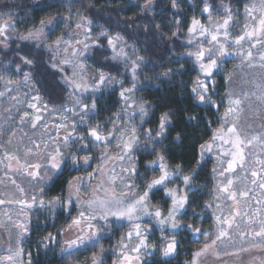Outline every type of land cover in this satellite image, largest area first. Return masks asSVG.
<instances>
[{"label":"trees","instance_id":"16d2710c","mask_svg":"<svg viewBox=\"0 0 264 264\" xmlns=\"http://www.w3.org/2000/svg\"><path fill=\"white\" fill-rule=\"evenodd\" d=\"M247 2L249 0H176V6L173 7L172 0H152L151 6L145 8V0H0V24L9 22L15 25L7 31V35L11 37L6 41L7 47L0 44V93L3 91L11 93L5 88L9 78L17 81L19 78L25 79V73L29 74L28 79L24 81L25 87L17 90L15 97L26 93L25 99L21 104L19 101L15 102V107L8 105L6 109L0 111V133L3 132L0 136V153L5 154L9 148H13L11 151L20 150L19 153L22 154L23 140H29L31 134L36 131L44 133L38 128L40 124H36L35 108L30 105L56 111L69 107L71 110L68 112H72L69 129L59 131L53 139L44 141L40 146L42 148L38 149L34 156L35 160H43V163L39 162L43 165L49 159L44 154L49 145H51L49 149L55 146L61 151L70 152L62 165V170L56 171L55 176L47 182L40 177H44V171H53L51 168L39 169V177H33L29 173L24 177V186L27 188L25 201L28 203V226L22 247L29 256L30 264H92L94 257H98L102 264H116L122 254L115 244L121 236H126L127 228L124 224L112 220L108 222L112 227L110 237L74 250L71 255L62 251L63 230L71 224L75 212L73 210L67 212L65 208L68 181L74 177H81V173L94 171V158H91L86 166L81 164L80 158L88 156L89 150L78 148L91 140L87 135L88 130L97 124L102 126L103 135L115 131L116 136H119L120 130L127 124L131 129L136 128L140 144L131 153L137 173L134 177L128 176L130 182L135 181L141 192L144 191L147 182L159 174V169L152 171L149 164L156 159L160 151H163L170 171L177 164L183 167L181 176L197 169V174L192 180L195 190L187 193L190 203L182 210V214L177 216L181 227L172 234L151 227L147 250L152 251L142 254L140 264H192L193 254L205 243H211L219 234L217 217L228 219L231 223L234 221L230 229L225 225L224 230L229 231L238 227V231L245 233L247 219L250 217L244 196L240 195L239 189L236 190L234 183L231 185L230 193L219 192V188L227 185L228 179L233 181V175L238 176L244 171L238 169L237 164L231 173L220 176L219 172L227 167L224 162L221 164L219 159L207 151L203 160L200 159L201 145L209 144L213 134L226 124L222 119L229 107L226 80L236 60L232 56L220 59L219 67L214 70L211 80L208 81L209 96L214 104L201 103L197 98L198 94H194L192 89L196 87L197 78L204 77L195 62V57L189 56L188 53L196 52L198 44L203 43V40L205 43L207 39L205 36L200 40L202 37L197 32L195 34L199 36L195 35L194 42L190 44L191 35L188 33V27L193 18L205 26L214 9L224 4L230 10V13L227 12L231 15L230 30L233 29L232 34L235 36L238 34L236 19L239 17L242 19L241 10ZM206 4L208 12L204 11ZM80 16L92 21V31L96 35L88 44L89 52L86 54L90 69L95 76H99L102 71L122 83L102 86L97 91L79 94L80 104L74 108L75 106H68L71 96L65 83L67 71L63 72L61 68L53 67V55L45 46V42L47 44L60 32L72 28ZM53 17L59 22L54 27L45 28L46 40L37 43L18 38L19 35H26L29 30L38 28L41 20L47 21ZM177 21L180 23L177 24ZM101 31L121 36L130 47L131 50L128 51L132 55L144 58L139 62L136 90L128 94L131 98L127 102L121 98L120 92L122 88H130L133 84L129 66L130 62L132 63L131 56L126 60L121 58L113 60L114 53L108 45L107 38L99 36ZM2 37L0 36V40H3ZM22 58L31 60L32 63H25ZM93 101L96 109L80 123V117L75 113L81 112L83 105L91 106ZM141 105L147 110L143 121L139 115ZM25 113L28 114L26 117ZM165 113L169 114L171 121L165 138L156 145V152H152L151 148L145 149L143 145L149 143L144 136L145 130L151 129L152 135L155 136L160 117ZM189 117L194 119L190 120ZM73 120L77 121L75 129L72 127ZM68 133H73L74 136L83 135L85 138L75 142L70 140L65 146L63 138ZM177 134L180 137L179 141L176 140ZM109 139L110 142L97 144L96 148L100 150V155L101 148L106 147L108 151L109 149L115 151L119 147L120 141L115 138ZM15 140L20 143L14 145ZM72 155L79 159L75 166L72 164ZM99 159L101 156L96 158L97 161ZM214 169L217 171L214 172ZM167 187L183 189L184 186L179 179H174ZM231 193L236 194L235 199H228ZM56 196L63 197L59 205L39 206L41 199L47 202ZM33 197L36 198L35 205L29 207L33 204ZM149 200L151 206L159 207L163 213L168 211L172 203L170 198L165 197L162 188L150 193ZM209 203L212 207H206ZM189 224L193 226V230L187 228ZM116 225L120 227L115 228ZM196 228L209 233V236H205L203 232L194 234ZM49 234L54 239H45ZM170 237L171 239L174 237L178 243L175 253L166 257L162 248L171 240Z\"/></svg>","mask_w":264,"mask_h":264},{"label":"rangeland","instance_id":"374dc122","mask_svg":"<svg viewBox=\"0 0 264 264\" xmlns=\"http://www.w3.org/2000/svg\"><path fill=\"white\" fill-rule=\"evenodd\" d=\"M225 8H227L226 5L222 4L217 9H214L213 15H209L207 18L208 23L204 27L215 33L217 25L223 24L224 18L229 15L225 12ZM246 8L252 9L251 13L246 11ZM241 11L243 14L242 19L241 17L236 19L238 34L235 36L232 34L233 29L230 30V27H232L231 21L227 28V42L224 38L223 29H221L218 34L219 43H225L229 53H231L221 59L232 56L236 60L226 80L227 100L238 98L241 100V104L236 106L235 112L228 117L226 124L221 126L217 132L223 129L224 133H227V128L234 125L237 134L245 141V159L242 163L239 161V163H237L239 165V167L237 166L238 169L244 172L238 176L233 175L232 179L236 190L239 189L240 193H247V196H244L243 199L247 204V212L250 219H247L248 225L245 227V235L243 237L240 235L243 231H238V227L229 230V236L223 238L222 241H218L216 245H211V243H209L210 247L208 251L196 258L197 264H264V238L255 236V232L260 231L261 224L264 223V188L261 187V184H264V164L258 163V161H264V141H253L251 145L247 144V141L253 136L264 137V99L261 98L264 97V61L260 60V55L264 53V37H245L239 44L234 43L237 36L244 35L246 32L255 31L260 27V20L264 19V6H262L261 0H249ZM82 18L84 17L80 16V18L76 19L75 25L72 28L60 32L57 36H54L50 42L48 41L47 44L45 42V46L53 55V63L56 67L61 68L63 72L65 70L67 71L65 79L74 82L73 86L69 87V83L65 80L71 96V101L68 106H75L74 108L78 106L76 103L77 99H79V101L81 100V95L79 94L92 91L93 86L99 80V76H95V73L90 69L86 57L89 50L88 48H84V43L89 44L96 35H94L92 31V26L84 23ZM78 23L82 24L80 28L76 26ZM89 27L91 31H87ZM10 35L12 34L10 33ZM194 35L197 37L199 36L197 34ZM58 37H63L64 41H70L71 43H61L60 46L57 47L56 40ZM107 37L114 39L117 52L123 49L128 53V58L131 56L130 58L132 60L130 61L137 59V56L132 55L128 51L131 49L123 41L121 36H119L120 39L118 41L116 40V34L107 33ZM46 38L47 34L44 33L39 41H32L40 43L46 40ZM2 39H4V37H2ZM201 39L203 40L204 37L200 38V40ZM206 39L207 41H205V43L203 40V43L200 42V44H198L196 51L199 49L200 45H203L205 48L211 46L209 45L211 36L206 35ZM76 41H81V43H76ZM215 48L218 51L219 45L216 44ZM73 49L77 50L75 55H73ZM249 51L252 52V57L246 60L245 57ZM127 57L121 58V60H126ZM65 61H67V63H65ZM131 64L130 62V67ZM24 81L25 79L23 78H19L17 81L9 78L5 88H8L11 93L7 94L6 91H3L2 95H0V111L6 109L8 105L15 107V102L19 101L21 104L22 100L25 99L26 93H23V95L19 94L18 98L15 97L16 91L22 90L25 87ZM76 84L81 85V88L76 89ZM85 87L87 90H84ZM22 96L23 98H21ZM69 110H71V108H69ZM34 111L37 114L35 116L40 117L39 120H36V124H40L38 128L44 133L42 134L41 131H36L31 134L29 140H23L21 143L23 145L22 154L19 153L20 150L18 151L15 149V151H11L13 148H9L5 154L0 153V198L4 201V203H0V264H30L29 256L23 251L22 247L23 238L27 234V230L25 231L24 228L27 229L28 226V203L25 201L27 197V188L24 186V177L26 173L31 175L33 171H36L31 165L39 162L43 163V160H35L34 156L37 150L42 148L40 146L44 144V141L53 139L58 135L59 131L68 130L70 120L72 119V112H66L64 110L56 111L51 108L36 106ZM61 125H67V127ZM121 131L130 133L131 126L127 124L126 127H122L120 132ZM2 133L3 132L0 133V136ZM91 140L86 141L85 144L87 145V150H89L87 153L88 156L90 159L94 158V171L91 172L92 174L94 173V175L90 177L89 173H81V177L84 178L83 188H81L71 205L65 204L67 212L70 210L75 211L73 217H78L80 211H88L87 206L83 204L84 201L93 199L94 197L107 199L113 195L117 197L127 195L128 189L125 185L131 183L130 177L123 173L122 169H129L134 166L132 153L131 162H129L127 156H125L124 160L117 159L121 154V147H117L115 151H110V149L108 151L106 147L101 148L100 155V150L96 148L98 143H94L92 138ZM14 143V145H16L20 142L15 140ZM210 143L212 144L213 151L209 153L213 154L217 159L221 157V149L228 150L231 148L230 144L225 145L223 141L219 139L215 142L211 141ZM50 147L51 145L47 147L48 149L44 153L48 157L50 153H54L56 150L55 146L49 149ZM99 156H101V159L97 161L96 158ZM80 159L82 166H86L83 158ZM222 159L227 165V161L231 159V156L222 157ZM253 171L257 173L256 177L252 176ZM43 174L44 177L52 178L55 176L56 172L47 170L44 171ZM111 176L117 177L115 182L110 179ZM122 176L124 177L123 180L120 179ZM48 180L49 179H44V182ZM253 180L256 181L255 184ZM73 191H75V188H73ZM136 198L135 195L131 197V199ZM131 199L127 202L130 203ZM237 205L235 206L238 209ZM164 215L166 216L167 212H165ZM111 220L118 224L122 223L127 228L126 236H121L115 244L117 248H119L120 253H127L132 257L138 255L139 259H133L130 264H140L142 254L149 253L152 249L147 250L146 246L142 247L139 253L132 251V249L139 244L140 240L134 233L135 223H139L142 229H150L151 227L160 229L159 225L155 223L153 218L149 217H144L135 223H130L126 219L109 217L108 222ZM108 222L104 224V222L101 221L97 224V227L103 228L99 240L110 237L112 227ZM86 223V221H83L81 226H86ZM20 225H23L24 228L20 227ZM119 227L120 225L115 226V228ZM130 230L133 231L131 238L127 235ZM165 230L170 234L173 233L168 229ZM151 232L150 230V232L144 233L146 245L148 244V239H150L149 234ZM77 234L78 228L72 226L71 221V224L63 230L62 247H65L66 240L74 238ZM203 248L204 246L198 251ZM17 252L19 255H16ZM9 256H12L13 259L8 260L7 257ZM122 262L123 264H129L128 261L123 260V255L121 254L116 264H122Z\"/></svg>","mask_w":264,"mask_h":264},{"label":"snow or ice","instance_id":"6c2138e0","mask_svg":"<svg viewBox=\"0 0 264 264\" xmlns=\"http://www.w3.org/2000/svg\"><path fill=\"white\" fill-rule=\"evenodd\" d=\"M173 7L176 6V0H172ZM262 6H264V0H261ZM152 4V0H145V8L150 7ZM205 12L209 11V8L207 4L204 8ZM249 13H251L252 9H247ZM225 12H229L230 10L225 8ZM70 18V16L68 17ZM83 22L87 25H91L92 21L89 20L87 17L82 18ZM231 21V15L229 14L226 16L223 20V24L217 25L216 32H211L208 28H205L201 22L195 18L192 19L190 26L188 27V33L192 36V39L189 40V43H193L195 40V33L199 32L200 37H205L206 35H210L211 39L209 40V45H211L208 48H205L203 45H200L199 49L196 52H189V56L195 57V62L198 64L200 73L204 77V79L197 78L195 81L196 87L192 89V92L194 94H198V100L201 103L208 102L210 104H214L213 101H211V97L209 96V84L208 81L211 80V77L213 76V72L215 69L219 67L220 59L224 56L230 55L226 44L225 43H219L218 34L221 29L224 30V38L227 42L228 38V32L227 28L229 26V23ZM59 20L55 17L48 19L47 21L41 20L40 26L36 28L35 30H29L26 35H19L20 40H35L39 41L40 38L44 34L45 28L54 27L55 24H57ZM180 21H177V24H179ZM77 28H80L82 26L81 23H78ZM15 25L9 22H5L3 24H0V36H3L4 39L0 40V44H4L5 47H7L6 41L9 40L11 37L7 35V31L9 28H14ZM87 31H91L90 27L87 29ZM175 35V33H174ZM99 36L101 37H107L106 31H101L99 33ZM264 37V19L260 20V27L257 28L255 31L252 32H246L244 35L237 36L235 38L234 43L239 44L241 41L247 38H253V37ZM120 39L119 35H117L116 40L118 41ZM108 45L111 47L114 55L112 56L113 60H117L120 58H126L127 53L120 49L119 52L116 51V44L114 42V39L111 37H107ZM61 43L64 44H70V41H64L63 37H58L56 40L57 47L60 46ZM76 43H81V41H76ZM95 43V42H94ZM219 45V50L217 51L215 48V45ZM89 45L87 43H84V48L87 49ZM77 52L76 49H73V55H75ZM252 52L249 51L247 56L245 57L246 60L251 59ZM25 63L31 64V60H27L26 58H22ZM143 57H137L135 61H132L131 64V73H132V80L133 84L130 88H122L120 92L121 98L127 102L131 97L128 94L133 93L136 90L137 87V70L140 67V61H142ZM260 60L264 61V53L260 55ZM67 63V61H65ZM19 67V66H18ZM53 67H56L55 64H53ZM164 75H167V73H164ZM29 74L25 73V80L28 79ZM66 82L69 83V87L73 86V81H69L66 79ZM122 82L119 80H116L115 78H112L108 76L105 72L99 73V80L97 83L93 86V91L99 90L102 86L106 85H114V84H121ZM214 83V82H213ZM76 89H80L81 85L76 84ZM84 90H87L85 87ZM2 95V93H0ZM247 95V94H245ZM38 98V97H37ZM264 99V97H261ZM77 104H80L79 99L76 101ZM241 104L240 99H229V107L225 111L223 120L225 123L228 120V117L232 115L235 110L236 106H239ZM30 107L35 108L36 106L34 104L30 105ZM134 107V105H132ZM96 109L95 101L91 104V106L83 105L82 111L79 113H75V115H78L80 117V123L84 122V119L90 112H93ZM64 111H69V109H64ZM28 114L25 113L24 117H26ZM139 115L141 117V120H144V117L147 115L146 108L141 105ZM24 117H21V119H24ZM36 120H39L40 117L37 116L35 118ZM190 120L194 119V117H189ZM171 121L168 113H165L160 117V122L158 126V130L155 133V136L152 135V130L148 129L145 130L144 136L146 140L149 143H146L143 145L145 149L151 148L152 152H156V145H159L162 141V139L166 136V130L170 126ZM77 125V121L73 120L72 127L75 129ZM63 127H67V125H61ZM116 128V124H113V129ZM87 135L93 139L94 143L99 142H110L109 138H115L118 141H120V144L118 145L121 147V154L117 157V159L124 160L125 156H127L129 162H131V152L134 148L138 147L140 144L139 141V135L136 131V128L133 127L131 129V132L128 133L126 131H121L119 136H116L115 131H109L107 135L102 134V126L100 124H97L95 127L89 128ZM227 136V138H226ZM234 137V138H233ZM84 136H74L73 133H68L64 136L63 141L65 146L68 145L69 141L75 142V140H84ZM180 137L179 134H177L176 140L179 141ZM221 140L225 145H231V148L228 150L221 149V157H218L220 159L221 164L223 163L222 157L231 156V159L227 161V167L224 168L222 172H219L220 176H225L228 173H231L236 165L237 162H243L244 157V147H245V141L240 138V136L236 132L235 126H229L227 128V133H224L223 129H221L219 132H216L213 134L212 141L215 142L216 140ZM253 141L261 142L264 141V137H257L253 136L251 139L247 141L248 145H251ZM87 145H80L78 150H86ZM211 152L213 151L212 144L201 145V161L204 158L205 152ZM70 152L61 151L59 147L56 148L54 153L49 154V159L45 164H35L31 165L36 171H33L31 175L33 177H39V169L42 167L45 168H51L54 172L58 170H62V165L64 164L65 160L67 159ZM72 164L75 166L79 163V159L77 156L72 155ZM84 163L87 164L90 160L89 156L83 157ZM198 165L200 161L197 162ZM258 163L264 164V161H258ZM149 168H151L152 171H155L157 168L159 169L158 176H155L152 178L147 184L145 185L144 191L140 192V189L138 186L135 185V181L133 180L131 183H128L125 185V187L128 189L127 195H121L119 197L117 196H110L107 199H101L98 197H94L93 199L84 201L83 204L87 206L88 211H80L78 214V217H74L72 221V226H75L78 228V234L71 239H68L65 241V247L62 248V251L68 255H71L74 250H78L81 247H86L89 244H95L100 238L101 233L103 231L102 227H97V224L99 222H104V224H107L109 217H116L119 219H126L130 223H135L136 221H139L143 219L144 217L153 218L155 223L159 225L160 230L163 232L165 229H168L175 233L180 227L179 221L176 219L177 215L182 214V210L186 208V206L190 203V197L187 195L188 192L194 191V187L192 184V180L197 174V169L191 170L188 174H185L181 176V172L183 171V167L180 164H177L173 170H169V165L166 163V157L163 154V151H160L157 153L156 159L152 160L149 164ZM214 172L217 171L216 169L213 170ZM122 172L126 175L135 176L137 173V169L135 166H133L131 169H122ZM93 174L89 173V176L91 177ZM252 176L256 177L257 173L255 171L252 172ZM43 179H51V177H40ZM110 179L115 182L117 177L111 176ZM121 180L124 179V177H120ZM174 179H179L183 184V189L180 188H168L167 185ZM84 178L83 177H74L72 180L68 181V197L66 204L71 205L74 202V198L78 195L81 188L84 186ZM253 183L255 184L256 181L253 180ZM233 184V181L231 179H228L227 185L219 188L220 193H230L231 185ZM261 187L264 188V184H261ZM73 188H75V191H73ZM164 190L165 197H168L171 199L172 203L171 206L168 208L167 215L165 216L162 210L159 207H151L150 206V193H153L155 191H159L160 189ZM42 194V193H41ZM135 195L136 199H131V197ZM241 196H247L246 192L240 193ZM236 194L231 193V195L228 196V199H235ZM63 199L62 196H56L53 197L51 200L45 202L44 200L39 201V206L44 207L46 204L47 206L54 207L56 205H59L61 200ZM129 199H131V202H127ZM36 198L33 197V204H30L29 207H32L35 205ZM0 203H4V201L0 200ZM23 203V202H21ZM206 207H212V205L206 204ZM219 207V206H218ZM217 227L220 229L219 234L211 240V245H216L218 241H222L223 238L229 236V231L224 230V226L227 225L230 229L232 227V223L228 219H221L220 217H217ZM86 221V226H81L82 222ZM20 227L24 228L23 225H20ZM187 228L189 230H193V226L191 224L187 225ZM26 231L27 229L24 228ZM150 232V229L148 228H141V225L139 223H135L134 233L135 236L139 237V244L136 245L132 249L133 252L139 253L142 247H146V238L144 236V233ZM203 230L200 228L194 229V234H200ZM205 236H209V233L203 232ZM128 237L131 238L133 235V231L128 232ZM241 237H243L245 234L240 233ZM256 237L264 238V223L261 224L260 231L255 232ZM45 239L52 240L54 237L49 234L48 237ZM165 239H167L165 237ZM177 241L173 237L166 246L162 248V252L164 256H170L175 253L176 247H177ZM126 247V246H124ZM210 245L208 243H205L204 248L200 251L193 254V261L192 264H197L196 258L201 256L202 253L207 252ZM16 255H19L17 252ZM123 260L128 261L129 264L133 259H139V256L136 257L129 256L127 253H122ZM8 260H12L13 257L9 256L7 257ZM92 264H102V261L98 257H94L92 260ZM123 264V262H122Z\"/></svg>","mask_w":264,"mask_h":264}]
</instances>
